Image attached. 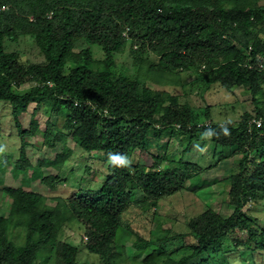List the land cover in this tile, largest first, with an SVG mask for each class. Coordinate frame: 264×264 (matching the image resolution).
I'll list each match as a JSON object with an SVG mask.
<instances>
[{"label":"trees","instance_id":"1","mask_svg":"<svg viewBox=\"0 0 264 264\" xmlns=\"http://www.w3.org/2000/svg\"><path fill=\"white\" fill-rule=\"evenodd\" d=\"M262 1L0 0V102L12 110L21 139L14 177L26 173L25 179H39L54 190L62 182L41 167L61 171L72 152L66 144L41 167L31 166L26 153L27 137L39 133L35 113L42 106L56 115L65 113L66 133L48 121L42 133L48 146L56 147L70 135L82 150L109 160L98 189L80 188L48 201L39 192L2 180L10 210L0 215V264H39L47 249H53L56 264H77L83 250L100 258L94 264H117L122 257L118 231L129 229L124 214L135 194L140 203L155 206L159 198L185 189L192 171L201 166L184 155L194 141L205 138L215 150L236 147L242 154L238 172L228 179L225 211L209 206L190 221L196 242L180 258L160 243L167 236L157 232L144 239L136 233L135 248L147 252L138 264H225L220 251L237 228L249 235L241 252L252 261L254 253L264 254V229L246 210L250 202L264 199V125L248 126L252 118L264 119ZM27 38L40 60L24 59L21 50L7 46ZM91 44L103 55L95 57ZM127 47L132 72L126 65L119 70L116 63V55ZM183 72L195 74L207 87L245 88L256 113H244L239 125L204 123L179 95L155 87L181 84L173 77ZM31 103L37 105L34 118L24 128L20 116ZM204 117L211 118L208 106ZM164 134L179 138L183 154L178 160L167 153L148 154L152 138L158 141ZM137 151L150 155L152 163H127ZM72 221L85 227L82 245L59 239L62 224Z\"/></svg>","mask_w":264,"mask_h":264},{"label":"rangeland","instance_id":"2","mask_svg":"<svg viewBox=\"0 0 264 264\" xmlns=\"http://www.w3.org/2000/svg\"><path fill=\"white\" fill-rule=\"evenodd\" d=\"M261 4H264V0ZM31 41L32 39L27 38L26 41H21L19 44L11 43L7 46H9V49L18 48L21 50L24 59L29 58L38 61L41 56L35 50L36 47L30 44ZM91 47L95 57L103 55L97 45L91 44ZM128 47L124 53L116 55V63L119 70H123L124 66L122 65H126L128 67L126 70L132 72L135 68L131 65L132 58ZM180 75L173 78L175 82L180 80L181 84L172 82L165 86L155 85V87L179 95L180 102L188 104L204 123L232 122L239 125L244 113L250 112L253 115L256 113L252 95L245 88L234 87L227 90L215 84L207 87L205 83L196 78L195 74L183 72ZM2 103L0 102V215L7 216L10 210L9 199L1 190L4 184L15 187L22 185L27 190L43 194L47 201L56 194L65 196L78 192L80 188L98 189L100 187L106 179L109 160L98 152L91 154L82 150L70 135H67L66 141L58 142L56 147L48 146L42 134L48 125V121L56 125L57 128L63 129V132L66 133L67 131L63 127L65 113L62 112L56 115L51 113L49 107L44 108L43 106L37 111L36 103H31L20 116L24 128H29L34 118L33 112L36 110L35 119L38 121L39 133L27 137L26 153L32 164L31 166L41 167V162L44 160H54L56 155L63 150L64 144L72 152L63 163L61 171L53 166L44 165L41 167L45 174H58L62 178V182L55 190L43 184L39 179L33 181L28 178L25 179L26 176L24 175L26 173H19L17 178L14 177L13 170L16 172L14 163H16L20 154L21 139L13 119L12 110L7 105H2ZM207 106L211 108L210 119L204 117ZM182 150L183 147L179 138L164 134L158 141L152 138L148 154L161 155L167 153L170 159L178 160L183 154ZM133 153L127 159V163L147 165L152 163L150 155H145L142 151ZM260 156L255 155V158L258 159ZM184 157V160L201 166V169L192 171L194 177L186 182L185 189L159 198L155 206L149 205L147 202L140 203L135 199V196H138L137 194L133 197V203L124 214V221L128 224V230L130 231L120 228L116 239L118 254L122 256L119 257L117 264H138L146 256V251L138 250L134 246L135 240L139 239L136 233L144 239L153 238L154 234L157 235L158 233H160V236H167L168 240L160 243H163L164 248L167 252L172 253L173 257L180 258L189 253V246L196 242L195 237L190 235V221L202 214L209 206L216 209L223 208L222 211H225L222 203L227 198L228 179L239 170V160L242 158L241 152L236 147L215 150L214 143L209 138H205L194 141L188 154ZM203 166H211V168L202 169ZM32 173L33 170L28 171L27 176L31 177ZM2 180L4 184L1 183ZM246 210L255 225L260 229H264V199L257 203L250 202ZM62 225L59 234L60 240L80 245L84 244V241L86 242L83 224L72 221L64 222ZM22 233L19 229L16 232L21 237ZM229 236L223 249H220L219 259L221 261L233 262L236 259L235 264L264 263V254L262 253H254L252 261L250 256L248 257L249 253L241 252L249 236L246 230L237 228L235 231L230 232ZM81 237L84 239L82 242ZM47 255H50L49 259H47ZM99 261L98 256L88 255L83 250L77 264H94L99 263ZM39 264H56L53 249L44 250Z\"/></svg>","mask_w":264,"mask_h":264},{"label":"built area","instance_id":"3","mask_svg":"<svg viewBox=\"0 0 264 264\" xmlns=\"http://www.w3.org/2000/svg\"><path fill=\"white\" fill-rule=\"evenodd\" d=\"M262 66V65H261ZM256 125L257 127H261L264 125V119L263 118H252L249 123L248 126L249 128L252 127L253 125ZM86 238V237H85ZM87 239V238H86Z\"/></svg>","mask_w":264,"mask_h":264}]
</instances>
